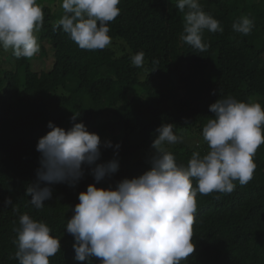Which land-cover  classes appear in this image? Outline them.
<instances>
[{"label": "trees", "instance_id": "16d2710c", "mask_svg": "<svg viewBox=\"0 0 264 264\" xmlns=\"http://www.w3.org/2000/svg\"><path fill=\"white\" fill-rule=\"evenodd\" d=\"M199 2L223 28L222 33L203 32L206 52L180 39L183 14L176 0H121L120 15L108 25L112 42L96 51L82 50L62 29L54 30L64 15L61 0H37L44 11L36 33L43 70L0 48V264H18L12 241L25 213L45 221L60 239L61 252L49 258L50 264H85L74 259V238L66 224L78 194L95 183L90 170L85 167L75 187L52 185V198L41 210L25 195L36 180V144L50 131L49 122L68 130L76 115L74 123H83L102 143L121 145L119 171L96 185L107 187L150 170L148 156L162 124L175 125V133L184 136V143L166 147L186 165L192 152L208 150L202 128L214 117L209 106L219 98L231 95L264 108V0ZM243 15L255 23L247 36L232 29ZM140 51L145 64L137 68L130 57ZM101 152L98 164L113 159V149ZM253 160L257 167L248 184L235 181L230 194H197L195 250L181 264H264V144ZM6 198L18 212L5 206ZM93 264L99 260L93 258Z\"/></svg>", "mask_w": 264, "mask_h": 264}, {"label": "clouds", "instance_id": "9594fccd", "mask_svg": "<svg viewBox=\"0 0 264 264\" xmlns=\"http://www.w3.org/2000/svg\"><path fill=\"white\" fill-rule=\"evenodd\" d=\"M120 2L61 0L64 15L54 30L62 29L82 50H103L112 42L108 25L120 15ZM176 7L183 14L180 39L192 49L206 52L209 45L203 42V32L222 33L220 22L203 10L199 0H176ZM43 23L44 11L37 0H0V48L11 50L16 59L34 57L40 52L36 33ZM254 27L248 15L232 24V29L244 36ZM130 62L142 68L145 53L132 55ZM209 111L214 117L202 128L206 153L194 151L186 165L178 164L166 146L182 144L185 138L175 133V125L162 124L155 130L158 135L148 156L150 170L107 187L96 185L111 181L119 171L121 145L102 143L83 123H74L76 115L68 130L49 122L50 131L36 144L40 154L36 180L26 187L25 195L41 210L52 198V185L75 187L87 167L95 183L78 194L79 203L66 224L67 233L74 238V259L85 264H93V258L99 264H181L195 250L197 194H230L235 181L241 186L248 184L257 167L253 157L264 144V108L260 103L238 101L229 95L211 104ZM102 148L113 149V159L98 164ZM4 204L19 211L10 198ZM18 224L12 241L18 264H50L49 258L61 252L60 239L51 235L45 221L25 213Z\"/></svg>", "mask_w": 264, "mask_h": 264}, {"label": "rangeland", "instance_id": "374dc122", "mask_svg": "<svg viewBox=\"0 0 264 264\" xmlns=\"http://www.w3.org/2000/svg\"><path fill=\"white\" fill-rule=\"evenodd\" d=\"M40 58H41L40 52L34 57L30 58V62L33 64V68L38 71H42L44 68V61L40 60Z\"/></svg>", "mask_w": 264, "mask_h": 264}]
</instances>
